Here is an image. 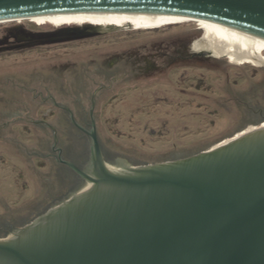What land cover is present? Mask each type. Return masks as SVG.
Wrapping results in <instances>:
<instances>
[{
  "label": "rangeland",
  "instance_id": "rangeland-1",
  "mask_svg": "<svg viewBox=\"0 0 264 264\" xmlns=\"http://www.w3.org/2000/svg\"><path fill=\"white\" fill-rule=\"evenodd\" d=\"M167 52L170 58L155 57ZM128 53L147 59L136 65L144 75L95 90L90 77L105 71L101 61L114 67L111 77L125 75L129 71L116 63ZM155 58L163 69L148 66ZM263 61L264 48L241 51L215 19L133 27L125 19L76 21L61 14L0 23V226L20 227L68 190L63 166L45 155L53 140L40 120L59 127L62 145H72L68 154L81 140L68 139L74 132L64 126L52 96L70 106L80 98L89 106L96 91L97 127L107 149L133 165L158 163L245 131V107L264 106ZM79 79L85 89L75 86Z\"/></svg>",
  "mask_w": 264,
  "mask_h": 264
},
{
  "label": "water",
  "instance_id": "water-1",
  "mask_svg": "<svg viewBox=\"0 0 264 264\" xmlns=\"http://www.w3.org/2000/svg\"><path fill=\"white\" fill-rule=\"evenodd\" d=\"M108 9L264 34V0H0V22ZM91 117L90 130L80 126L91 138L87 171L57 157L87 184L0 237V264H264V123L180 159L119 157L118 168L105 160Z\"/></svg>",
  "mask_w": 264,
  "mask_h": 264
},
{
  "label": "flooded vegetation",
  "instance_id": "flooded-vegetation-1",
  "mask_svg": "<svg viewBox=\"0 0 264 264\" xmlns=\"http://www.w3.org/2000/svg\"><path fill=\"white\" fill-rule=\"evenodd\" d=\"M212 50V49H211ZM216 50H213V52ZM218 52V51H216ZM219 54H222L223 52H218ZM233 54H235L234 52H232ZM190 54L192 55V53L190 52ZM172 54H170L169 52L167 53H157L155 57H163V56H167V57H171ZM139 57V56H138ZM137 55H132L130 53L122 55L121 58L119 59L120 62L118 61L116 63V65L123 63V68L127 71H129L127 74L125 75H121V76H113L110 74H107L111 69H114V67L110 66L111 64H109V66L106 64L107 60H102L101 62L103 67H105V71H97L98 75L97 77H99V79H97V77H90L91 82H93L94 84L97 85V87L95 88V90H104L106 88H110L114 85V83L123 80L124 78H129L131 79L132 77H139L140 73H142L144 75V71L140 70L139 68H136V65L141 62V61H146L147 59H144L142 57L138 58ZM157 59L155 58V60L153 61H147L148 66H151L155 71L156 69L161 70L164 67H162V65H160L159 63H157ZM115 65V66H116ZM140 65L144 66V62L141 63ZM159 66H161V68L159 69ZM112 67V68H111ZM148 69L146 70L147 72L149 71V67H147ZM149 73V72H148ZM105 77V79H110L109 80V84L105 85L106 83H104L103 78ZM82 81V80H81ZM80 79L77 81H75V86L77 84V87H81L84 88L86 87V83L84 84V82L82 81L81 83ZM83 85V86H82ZM95 92L94 91L92 93V95L90 96V104L89 106H86L82 103L81 99L78 98L76 100V103L74 106H70L69 104L66 103H62L57 101V99H55L53 96L51 97L52 101L54 102V105L57 106V108L61 111H63V115L61 116L63 118L62 122L63 124H65L64 126L66 128H70L71 131H73L74 136H68L69 140L75 138L78 140H81V143L79 144V146L81 147H76L77 148V152L72 154H68L67 153V148L71 147L72 145L69 146H64L62 145L63 140H65V136H62L59 134V127L58 126H54L51 123H49L47 120H40L41 123L43 124L46 128L49 129V132L52 134V144L49 147L48 151L45 153L46 156H49L51 158H53L54 160H56V162H58L60 164V166H63L64 168V173H65V179L67 182L66 187L68 188L67 192L64 193L63 195L54 198V200L56 201L54 204L60 202L61 200L65 199L68 197V195H70L71 193L80 190L81 188H83L87 182L86 180L81 177L76 171H74L72 168H70L69 166H67L64 163H61L57 157L59 155V153H61L62 157L64 159H67L71 162H73L74 164H76L78 167H80L81 169L87 171L88 169V162H89V157H90V144H91V138L90 135L84 131L82 128H80V126H82L83 128H85L86 130H90L91 129V123H92V110H93V115L95 117V121H96V128H97V135H98V139L100 141L101 147H102V151L104 154V158L107 161L108 164L112 165L113 167H120L119 165V157L118 156H113L112 152L107 149V147L103 144L101 137L99 135V130L97 127V122H98V117L96 115V109H97V95L95 96ZM81 97V94L80 96ZM68 107L70 110H66L64 107ZM246 108V109H245ZM245 112L243 113V123H245V126L248 127L247 129H253L255 128V126H258L262 123H264V106H254L253 108L249 109L248 107H245ZM72 114H73V118L76 121V124L73 121L72 118ZM26 121H29L27 118H23ZM252 127V128H251ZM62 128V127H61ZM67 134V133H66ZM65 134V135H66ZM55 136H57V141L55 140ZM56 141V143H55ZM65 144V143H64ZM75 144V143H72ZM84 146V147H83ZM87 149L86 154H88V158L86 161H82V158L79 156L77 157V159H72L74 155L76 154H81L83 151H85V149ZM109 154L112 157H108ZM129 164H131L129 161L127 162ZM122 164V163H121ZM69 168L72 170L70 171ZM63 196V197H62ZM52 205V206H53ZM51 207V206H50ZM49 207V208H50ZM9 227V228H7ZM18 226H14L11 223H6V226L1 227L0 226V230H2V232L4 234H8L10 231L12 232L15 228H17Z\"/></svg>",
  "mask_w": 264,
  "mask_h": 264
},
{
  "label": "bare ground",
  "instance_id": "bare-ground-1",
  "mask_svg": "<svg viewBox=\"0 0 264 264\" xmlns=\"http://www.w3.org/2000/svg\"><path fill=\"white\" fill-rule=\"evenodd\" d=\"M61 14H68L70 18L76 21L80 20L81 16H91L97 19H105L110 22H118L121 19H125L128 25H131L133 27H153L155 25H164L168 22L195 20V18L180 16V15H170L166 13L155 14V13H147L142 11H124V10H110V9L97 10V11L95 10L76 11V12L66 11V12H58V13L41 14V16L49 18L50 15H61ZM6 21H11V20H6ZM6 21H2V22H6ZM222 24L228 36L232 38L233 41L241 45V51L244 52L246 50H250L253 52H260L264 48L263 33L256 31L254 29L246 28L232 23L222 22ZM211 49L221 53V51L217 50L216 47H211ZM231 52L240 53L235 50H231Z\"/></svg>",
  "mask_w": 264,
  "mask_h": 264
},
{
  "label": "trees",
  "instance_id": "trees-1",
  "mask_svg": "<svg viewBox=\"0 0 264 264\" xmlns=\"http://www.w3.org/2000/svg\"><path fill=\"white\" fill-rule=\"evenodd\" d=\"M124 55H125V54H124ZM83 147H84V146H83ZM84 149H85V148H84ZM86 151H87V149H85V151H83L81 154H76V155L72 156V157H73L72 159H77V157L80 156V157L82 158V161H86L87 158H88V154H86ZM197 153H198V152H197ZM193 154H196V153H192V154H190V155H188V156H191V155H193ZM78 155H79V156H78ZM112 155L114 156L115 153L113 152ZM108 157L110 158V157H112V156L109 154ZM185 157H187V156H185ZM69 170L72 171L70 168H69ZM48 209H49V207L45 208V210L39 212L38 215L41 214V213L46 212ZM38 215H37V216H38ZM37 216H35V217H37ZM35 217H34V218H35ZM34 218L29 219L28 221H24L23 223L20 224V226H23V225H25L26 223L31 222ZM2 235H6V234H2Z\"/></svg>",
  "mask_w": 264,
  "mask_h": 264
}]
</instances>
